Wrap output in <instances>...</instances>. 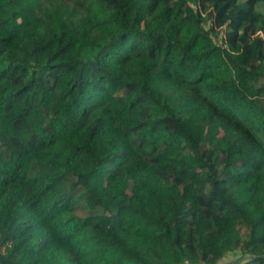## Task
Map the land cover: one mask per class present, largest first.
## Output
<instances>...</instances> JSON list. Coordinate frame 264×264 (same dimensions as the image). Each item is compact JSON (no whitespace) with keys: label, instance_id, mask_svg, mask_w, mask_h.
I'll return each mask as SVG.
<instances>
[{"label":"trees","instance_id":"trees-1","mask_svg":"<svg viewBox=\"0 0 264 264\" xmlns=\"http://www.w3.org/2000/svg\"><path fill=\"white\" fill-rule=\"evenodd\" d=\"M249 254L264 0H0V264Z\"/></svg>","mask_w":264,"mask_h":264},{"label":"water","instance_id":"water-1","mask_svg":"<svg viewBox=\"0 0 264 264\" xmlns=\"http://www.w3.org/2000/svg\"><path fill=\"white\" fill-rule=\"evenodd\" d=\"M254 255L253 254H249V255H244V256H241L240 258L236 259V260H233V262H227L226 264H234L235 262H238V261H242V260H245L249 257H253Z\"/></svg>","mask_w":264,"mask_h":264},{"label":"rangeland","instance_id":"rangeland-1","mask_svg":"<svg viewBox=\"0 0 264 264\" xmlns=\"http://www.w3.org/2000/svg\"><path fill=\"white\" fill-rule=\"evenodd\" d=\"M1 249H2V248H1ZM225 260H227V261H225ZM225 260L223 261V264H225V263H227V262H229V261H233L234 259H231V256H229V257H227ZM221 264H222V263H221Z\"/></svg>","mask_w":264,"mask_h":264}]
</instances>
